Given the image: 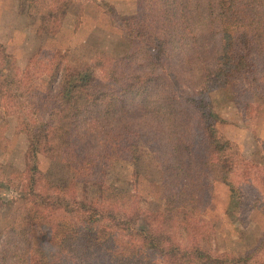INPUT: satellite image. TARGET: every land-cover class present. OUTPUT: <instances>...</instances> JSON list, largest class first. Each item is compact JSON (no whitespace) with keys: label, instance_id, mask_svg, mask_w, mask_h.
Instances as JSON below:
<instances>
[{"label":"trees","instance_id":"16d2710c","mask_svg":"<svg viewBox=\"0 0 264 264\" xmlns=\"http://www.w3.org/2000/svg\"><path fill=\"white\" fill-rule=\"evenodd\" d=\"M27 1L30 14L46 15L42 28L57 25L70 3ZM143 6L145 36L115 60L107 80L92 64L62 67L57 58L42 90L35 74L26 79L2 49L0 105L17 116L28 147L21 177H0V200L15 208L0 230V264H264V229L241 254L219 251L204 214L215 164L224 169L230 200L239 193L236 207L242 206L234 174L249 163L224 136L210 92L235 93L239 84L264 98V0H144ZM145 135L160 173L156 210L146 214L137 193L127 205L77 196L80 183L104 181L119 150L137 163ZM39 154L67 173L42 178ZM242 182L250 208L264 206L258 180Z\"/></svg>","mask_w":264,"mask_h":264},{"label":"rangeland","instance_id":"374dc122","mask_svg":"<svg viewBox=\"0 0 264 264\" xmlns=\"http://www.w3.org/2000/svg\"><path fill=\"white\" fill-rule=\"evenodd\" d=\"M143 5L144 0H70L66 15L57 25L46 24L42 28L46 15L30 14L27 0H0V55L3 50L12 55L19 72L27 74L26 79L35 74L34 84L42 90L47 87L49 70L57 58L62 67L92 64L96 74L107 80L115 60L126 53L135 40L145 36ZM129 17L133 19L127 20ZM40 50L42 52L38 53ZM210 96L223 119L218 125L224 136L235 144L249 167L246 163V171H239L241 176L234 174L244 194L239 208L240 204L236 207L239 193L230 200L222 181L224 169L214 165L213 198L204 214L215 228L214 249L241 254L257 242L264 229V206L251 209L250 196L242 185V181L256 178L264 188L260 180L264 179V98L239 84L235 93L233 89L217 88ZM4 104L0 105V177L17 180L25 167L28 142L18 126L17 116L7 114ZM141 148L137 163L119 150L104 181L80 183L77 196L127 205L133 193H137L140 198L136 201L142 203L146 214L156 210L163 195L149 135L142 138ZM38 163L42 178L55 179L67 173L61 164L43 154H39ZM2 192L6 198L11 196L9 188L3 187ZM14 218V206L0 200V230Z\"/></svg>","mask_w":264,"mask_h":264},{"label":"crops","instance_id":"0c3cea01","mask_svg":"<svg viewBox=\"0 0 264 264\" xmlns=\"http://www.w3.org/2000/svg\"><path fill=\"white\" fill-rule=\"evenodd\" d=\"M85 6H88L89 4H84ZM91 6V5H90ZM90 14V12L89 13H87V15H89Z\"/></svg>","mask_w":264,"mask_h":264}]
</instances>
